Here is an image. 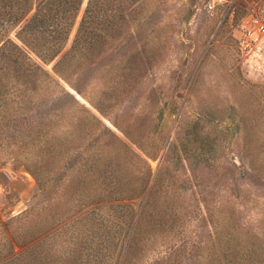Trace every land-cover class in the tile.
<instances>
[{
	"label": "rangeland",
	"instance_id": "obj_1",
	"mask_svg": "<svg viewBox=\"0 0 264 264\" xmlns=\"http://www.w3.org/2000/svg\"><path fill=\"white\" fill-rule=\"evenodd\" d=\"M0 0L2 264H264V0Z\"/></svg>",
	"mask_w": 264,
	"mask_h": 264
},
{
	"label": "built area",
	"instance_id": "obj_2",
	"mask_svg": "<svg viewBox=\"0 0 264 264\" xmlns=\"http://www.w3.org/2000/svg\"><path fill=\"white\" fill-rule=\"evenodd\" d=\"M223 0H212L209 4V9L214 8L223 3ZM238 32L240 34V40L246 45L255 44L261 46L264 43V19L255 14H251L241 21L238 26Z\"/></svg>",
	"mask_w": 264,
	"mask_h": 264
},
{
	"label": "trees",
	"instance_id": "obj_3",
	"mask_svg": "<svg viewBox=\"0 0 264 264\" xmlns=\"http://www.w3.org/2000/svg\"><path fill=\"white\" fill-rule=\"evenodd\" d=\"M20 254H18V255H14V256H12V257H9L8 259H6V260H4L3 262H0V264H2V263H4V262H6V261H10V260H12V259H15V257L17 256H19ZM16 257V258H17Z\"/></svg>",
	"mask_w": 264,
	"mask_h": 264
}]
</instances>
